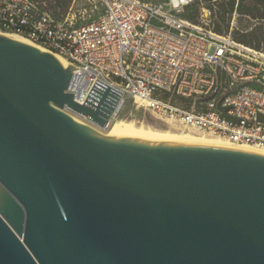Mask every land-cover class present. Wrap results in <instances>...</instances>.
<instances>
[{"label": "water", "instance_id": "obj_1", "mask_svg": "<svg viewBox=\"0 0 264 264\" xmlns=\"http://www.w3.org/2000/svg\"><path fill=\"white\" fill-rule=\"evenodd\" d=\"M74 66L0 34V264H264V154L104 136L119 93L88 104Z\"/></svg>", "mask_w": 264, "mask_h": 264}, {"label": "built area", "instance_id": "obj_2", "mask_svg": "<svg viewBox=\"0 0 264 264\" xmlns=\"http://www.w3.org/2000/svg\"><path fill=\"white\" fill-rule=\"evenodd\" d=\"M195 1L72 0L58 18L44 1L0 0V30L65 56L74 66L67 90L81 104L110 85L115 116L131 100L188 129L264 148V49L217 31L204 7L197 21L187 18Z\"/></svg>", "mask_w": 264, "mask_h": 264}, {"label": "rangeland", "instance_id": "obj_3", "mask_svg": "<svg viewBox=\"0 0 264 264\" xmlns=\"http://www.w3.org/2000/svg\"><path fill=\"white\" fill-rule=\"evenodd\" d=\"M41 2L47 3V8L55 15L60 18V13H62L66 5V0H61L62 2L56 4V0H38ZM82 3V2H81ZM68 5V4H67ZM197 13L200 10V7H204L210 10V18L214 24H219L222 31L227 32L232 31L233 36L235 37V32H246L249 28L256 24V19H253L245 14L240 13L237 10V2L234 4V7L229 3L228 0H219L213 2L197 1ZM224 15V19L220 16ZM264 48V45H261ZM117 119H127L133 120L138 124H143L147 127L154 129H163V130H183L191 131L201 135H211L199 130L187 129L180 123L172 120L161 119L152 112L145 110L141 107H137L133 101L128 100L127 103L123 106L119 114L116 116ZM81 120V119H80ZM82 121V120H81ZM86 125H89L97 130L99 127L96 126L92 121H83Z\"/></svg>", "mask_w": 264, "mask_h": 264}, {"label": "bare ground", "instance_id": "obj_4", "mask_svg": "<svg viewBox=\"0 0 264 264\" xmlns=\"http://www.w3.org/2000/svg\"><path fill=\"white\" fill-rule=\"evenodd\" d=\"M0 34H4L6 36H10L12 38L20 39L25 42H29L40 47L43 50H47L45 47L33 42L32 40L28 39L27 37L13 31L7 30H0ZM49 51V50H47ZM53 54L60 60V62L64 66H70L69 60L58 53L53 52ZM117 116V115H116ZM115 113H112L110 118V123L107 126H101L98 123L92 121L96 126L99 127V130L86 125V127L93 131L94 133L104 135V136H119V135H127V134H135V135H148V136H160L167 139H176V140H184V141H192V142H201V143H208L223 147H230V148H237L243 149L253 152H259L264 154V148L257 147L255 145H250L246 143H236L232 142L227 138L216 136V135H201L191 131H183V130H163V129H154L151 127H147L143 124H138L133 120L127 119H117ZM188 129V128H187ZM190 130V129H189Z\"/></svg>", "mask_w": 264, "mask_h": 264}, {"label": "trees", "instance_id": "obj_5", "mask_svg": "<svg viewBox=\"0 0 264 264\" xmlns=\"http://www.w3.org/2000/svg\"><path fill=\"white\" fill-rule=\"evenodd\" d=\"M72 0H66L65 4L66 9L68 8L70 2ZM197 1H205V2H213V1H219V0H196L195 3H193L189 8L188 14H186V17L197 21ZM229 3L234 7V4L237 2V10L245 14L253 19H256V24L249 28L246 32H242L241 34L239 32H235V39L254 46L256 48H263L261 45H264V0H228ZM62 2L61 0H56V4ZM68 4V5H67ZM63 11V12H64ZM222 19H224V15L220 16ZM215 29L219 32L222 31L219 24H215ZM264 49V48H263Z\"/></svg>", "mask_w": 264, "mask_h": 264}]
</instances>
